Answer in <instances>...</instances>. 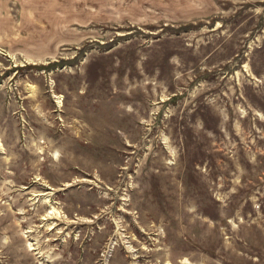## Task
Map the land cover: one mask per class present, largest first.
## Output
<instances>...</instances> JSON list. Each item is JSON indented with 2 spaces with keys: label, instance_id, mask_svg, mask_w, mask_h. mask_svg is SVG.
<instances>
[{
  "label": "rangeland",
  "instance_id": "1",
  "mask_svg": "<svg viewBox=\"0 0 264 264\" xmlns=\"http://www.w3.org/2000/svg\"><path fill=\"white\" fill-rule=\"evenodd\" d=\"M0 264H264V0H0Z\"/></svg>",
  "mask_w": 264,
  "mask_h": 264
}]
</instances>
